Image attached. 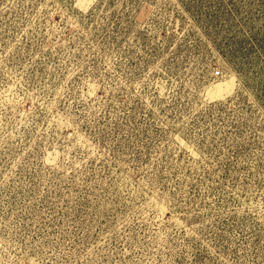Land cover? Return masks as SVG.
I'll use <instances>...</instances> for the list:
<instances>
[{
  "label": "rangeland",
  "instance_id": "374dc122",
  "mask_svg": "<svg viewBox=\"0 0 264 264\" xmlns=\"http://www.w3.org/2000/svg\"><path fill=\"white\" fill-rule=\"evenodd\" d=\"M0 264H264V0H0Z\"/></svg>",
  "mask_w": 264,
  "mask_h": 264
},
{
  "label": "trees",
  "instance_id": "16d2710c",
  "mask_svg": "<svg viewBox=\"0 0 264 264\" xmlns=\"http://www.w3.org/2000/svg\"><path fill=\"white\" fill-rule=\"evenodd\" d=\"M233 63V65H234V69L237 71V72H239V73H241V76L243 77L242 79H243V86L245 85V83H250V84H252V83H255V85L257 86V79H256V76L253 78L249 73H248V67L246 68L245 67V65L243 64V65H239L238 67H236L235 66V63L236 62H232ZM259 67V69H258V72L256 73V75H258V73H260L262 70H263V68H261L260 66H258ZM249 75H250V80H251V82L249 81ZM257 88V87H256ZM241 96V92H239V91H237L235 94H234V96H233V98H231V100H229L228 102H225V103H220V104H218V105H221V106H228V104H229V102L230 103H236V101L239 99V97Z\"/></svg>",
  "mask_w": 264,
  "mask_h": 264
}]
</instances>
